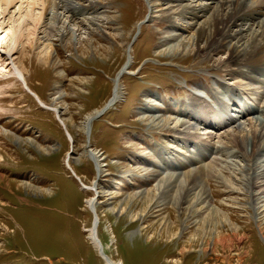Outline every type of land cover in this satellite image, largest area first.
<instances>
[{
  "label": "rangeland",
  "instance_id": "374dc122",
  "mask_svg": "<svg viewBox=\"0 0 264 264\" xmlns=\"http://www.w3.org/2000/svg\"><path fill=\"white\" fill-rule=\"evenodd\" d=\"M112 1L111 4V0H98L96 12L89 11V5L80 0L73 1L80 3L76 12L68 14L71 2L68 12L61 10L62 6L59 9L62 15L68 17L75 13L82 21L99 18L95 24L99 23L103 30L95 35V43L101 47L98 56H78L76 50L70 51L65 43L54 38L53 55L58 61L55 67L48 68L40 65L37 59L40 45L33 50L27 48L24 52L27 56L15 51L16 55L11 59L4 51L7 48L0 46V65L10 67V70L13 68L11 60H16L31 90L45 105L60 113L58 117L55 111L41 107L21 81L8 73L9 78L6 79V74L1 71L0 176L4 179H0V264H107L106 257L116 264H264V229L260 226L264 227V217L260 218L257 208L253 207V198L245 185L250 158L245 157V150L240 149L235 139L236 129H225V122L218 115L204 124L195 125L192 120L191 134H174L169 128L153 127L144 121L145 111L154 110L156 113H149L148 117L158 114L157 117L172 121L170 128L180 129L179 120L184 118L172 113L175 111L173 103L187 100L185 95L192 93L206 97V100L197 99L199 109L204 111L210 101L213 102L209 99L208 103L211 93H217L220 101L227 103L221 108L227 109L228 113L222 114L238 117L244 104L237 108L228 101V97L237 95L239 99L245 85L251 86L241 74L246 68L237 66L234 61L229 62L227 51L213 59L204 58L197 52L168 56V47L177 44L169 39L174 33L190 38L193 33L189 28L177 21L167 24L165 19L150 18L149 14L154 15L148 0ZM81 6L88 8L81 9ZM259 10L260 5L239 16L246 12L258 14L259 24L264 20V14L258 13ZM108 13L111 17L116 14L114 19H108ZM51 16L49 11L47 17ZM140 22L145 24L140 27ZM6 23H10L7 18ZM8 30L1 35V43L11 45ZM166 40L169 44L163 46ZM27 42V39L22 40L19 48L26 47ZM76 45L73 43L74 49H77ZM203 51V54L209 52L208 49ZM133 58L130 72L121 78L122 92L115 105L111 103L117 85L115 80L127 72V64L130 66ZM220 61L228 64L216 69ZM254 64L263 66L264 62ZM172 68L177 71H172ZM226 71L230 72L229 76ZM184 73L195 74L189 76V81L198 77L209 81L204 84L202 79L188 84ZM246 74L250 76V73ZM258 82L252 84L258 85L257 88L252 87L258 102L254 103L252 99L245 102L250 103L253 109L264 111V80L258 79ZM178 94L185 97L180 100ZM151 99L155 106L145 109ZM107 104L108 107L115 106L93 122L99 116L97 112ZM211 108L208 110L210 113ZM245 108L248 112L242 122L251 125V121L256 120L250 115L252 110ZM193 113L191 118L200 114ZM89 117L90 127L86 125ZM206 131L207 134L200 135ZM19 140L25 145H19ZM165 152L170 155H165ZM91 153L100 159L102 172ZM196 156L212 165L217 173V177L207 178L211 203L224 209L229 223L239 229V240L231 235L228 224H221L211 233L214 235L218 231L230 235L234 241L231 251L218 246L216 252L202 254L203 242L210 243V249L214 236L198 239L202 231L205 232L201 230V222L192 224L180 218L178 222V216L170 205L164 206L165 211H162L153 206H132L125 200L151 190L156 185L153 175H181L185 170L177 169L193 163L190 160ZM255 158L263 162L264 151ZM169 169L174 171L169 173ZM239 170L244 172L240 177L236 175L241 173ZM253 182L250 189L264 198V180L255 179ZM22 184L25 186L21 187ZM238 186L244 187L239 189ZM92 198L96 203L95 211L87 204ZM95 212L98 216L95 224L99 223V248L89 235V230L95 226ZM134 214L137 217L132 220ZM199 219L201 217L196 220ZM166 227L172 228L169 231L176 235L168 233ZM230 242L225 245H232ZM190 245L193 247L191 250L183 251Z\"/></svg>",
  "mask_w": 264,
  "mask_h": 264
},
{
  "label": "bare ground",
  "instance_id": "6f19581e",
  "mask_svg": "<svg viewBox=\"0 0 264 264\" xmlns=\"http://www.w3.org/2000/svg\"><path fill=\"white\" fill-rule=\"evenodd\" d=\"M73 1L74 0H0V46H2L3 49L7 48L4 50L6 52L7 57L11 59L12 55L13 56L16 55L15 51L21 52L22 56L23 55L27 56L26 54H24V52L27 51V48L33 50L35 47H38L37 45H40V48H38L40 51L38 52L37 55L39 64L48 68L49 66L55 67L58 59H56V57L53 55L54 38L61 40L62 41L61 43H65V45L68 47L67 49H69L70 51L73 50L74 52V50H76L75 54L78 56L81 55L84 58L89 57L90 55L93 54L98 56L99 49L101 47L95 43V37H96L95 35L98 33L99 34L102 33L103 30V27L98 25L99 23L95 24V21H100L99 18L97 19L96 17V18H92L91 20L82 21L81 19L78 20L79 18L75 13H73V15L70 16L68 15L67 17L59 12L60 6L63 7L61 8V10L67 11L70 2L72 3V5L70 4L72 7H70L71 9H69V12L67 11L68 14H70L72 11L76 12V10L78 9V4L80 5V3H75ZM80 1L89 5V11L90 10H94L95 12L97 11L95 7L98 0H80ZM201 1L202 2H199V0L196 2L194 0H148L150 4L151 13L152 15H154V16H150L149 14L150 18H159L161 20L165 19L167 24L177 21L185 25V28L186 27L189 28L193 33V35L190 38L183 37L179 33H174L169 40L172 41L175 40L177 44L176 45L172 44L173 46L170 45V47H168L167 49L168 56L174 57V56L184 55L185 53L188 52H195V53L197 52L199 54H202L204 58L213 59L219 57L218 55L227 51L228 53L226 52V54L228 55L229 62L234 61L237 66L246 68L245 72H241L243 76H245L244 75L245 73L251 72V77L247 78L246 80L249 82L252 80L253 81L256 80L255 75H258L259 72H263L262 69H264V65L261 66L254 64V63L264 62V60L260 59V58L264 59V20L263 21L261 20L258 24L257 23L258 22L257 19H259L257 17L258 14L255 13L248 14V12H246L245 14H243V16H239V15L259 5H260V10L258 13L263 15L264 0H201ZM112 2L113 1L111 0L110 3L112 4ZM100 3L102 4V2ZM83 7L84 6H81V9L88 8V7L85 8ZM49 11L51 12L52 16L48 18L47 13ZM110 15L111 13H108L106 17L109 16L108 19L109 18L114 19L116 14H114V17H111ZM159 15H161L162 17ZM6 18L10 23H6ZM108 21L111 22V20ZM238 21H242L244 23H238ZM143 23L144 22H140L139 26L141 27ZM95 26L97 27V29H95ZM7 28L9 29L8 31L10 33L9 37L11 40L10 42L11 45H8L6 43L5 44L1 43L3 42L1 35L4 33V31ZM140 32H142V28H140ZM54 33L56 35H53ZM41 35L44 36L40 37ZM24 39H27L28 44L26 47L20 49L19 48L20 43ZM46 41L47 42L49 41V43L47 44ZM75 42L77 44L76 45L77 49L73 48V43ZM166 44H169V41L166 40L165 43H163L162 45L167 46ZM204 49H208L209 52L207 54H203ZM130 56L133 57L131 52H130ZM133 60L134 58L131 59L130 66L129 64H127L126 67V69H128L127 72H124L123 75H121L122 77L119 75L115 80L117 85L114 90V96L111 99V103L113 104L118 102V98L122 92V90L120 89L121 80L124 78L125 74L130 72V68L132 66ZM11 61L13 64L12 66L13 68L9 70L10 67L0 65V74H2L1 71H3V75L8 73L9 75H11L10 77H14L19 82L21 81L20 83L23 86H25L24 87L25 90H27L28 92L32 93L35 96L40 106L48 107L47 105H45V103L40 98V96L35 94L36 92H33L31 90L29 83L27 82L26 75L24 74V71L18 67L16 60L12 59ZM219 64L220 66H217L216 64L215 66L216 69L226 66L228 62L222 61ZM9 75L6 74L4 77L7 79L9 78L8 77ZM0 80H2V78ZM2 90H3V86L2 87L0 86V91ZM209 92L210 90L208 91V93ZM253 95L255 94L251 92L248 93L249 97H252ZM192 96L195 97H191V101L188 104V106L189 108H192V113L197 112L198 114V111L196 110L198 109L199 106V102L197 100L199 98H197L196 95H192ZM211 98H213L216 102H219V100L216 98V94L211 93ZM241 99H243L245 102L248 101L250 98H241ZM230 101L232 100L230 99ZM148 103L154 104L153 101H148ZM236 103H237L236 101L233 102V104ZM108 104L110 105V101ZM108 104L105 108L109 106ZM114 106L108 107L105 111H104L105 108L99 110L97 112L99 116L97 115L98 117L95 118L93 122H96V120L103 117L105 113ZM175 111H173L172 113L178 115V117L184 118V120L181 119L179 120L181 122V124L179 125L180 129L170 128L169 124L172 121L168 119H164L163 117H157L158 114L156 116H154L155 115L154 114L152 117H148V113L145 112L144 121L149 122V124L153 125V127L154 126L157 128L163 127L166 128L167 130L169 128L174 131L173 132L174 134L179 132L185 134H191V132L193 131L191 127L193 125L192 126L190 125L192 123L197 125V124H203L205 122L204 116L201 117L200 115L199 116L197 115L195 119H191L189 111L185 110V108L183 109V112L181 114L175 113ZM58 114H60L59 110L57 116L60 117ZM206 114L207 113H205L204 115ZM252 116H254L253 118L256 121L255 122L251 121V125H248L246 122H242L246 117L238 116L234 118L230 116L231 118L229 117L226 120L225 129L228 128L227 129L228 131L234 128L236 129L235 134L237 135L235 139H237V142H239L240 149L245 150L244 153L246 154L245 157L250 158L246 166V170L249 173L247 177L246 176L244 177L246 182L245 185L246 188L248 189V193L253 198L252 199V203L254 204L253 207L257 208L259 216L261 218L264 217V198H262L258 193L254 192L252 189H250V186L253 187L251 182H253V180L255 179L264 180V163H263L264 161L262 162L258 158H255L256 155L264 151V122H262L264 121L263 120L264 114L263 112L260 111H254L252 113ZM192 120L194 122H192ZM87 121L88 122H86V125L90 127L89 125L92 124L91 117H89ZM190 122L192 123L190 124ZM62 125L66 127L64 123H62ZM183 128L184 130H182ZM166 129L164 131H166ZM203 134H207V131L200 133V135ZM17 143L19 145H25V142H22L20 140L17 141ZM90 155L92 156L93 159H95L96 164H98L99 171L102 172L103 169L102 166L100 165L99 162L100 159L98 158V156H96L93 153H91ZM165 155H170V153H166ZM190 162L193 163H191L187 167H184V169L183 168L180 170L177 169V171L185 170L182 172L181 175H174V174L173 175L168 174L166 176L153 175L152 179L155 180L156 185L151 190L143 191L142 193L137 195L136 194L131 195L132 197H129V200L128 199L125 200L129 202L128 204L131 203L132 206L135 204H141L146 208L153 206L156 207L155 209H160L162 211H165V209L163 208L164 206L170 205L172 206L173 211L178 216V217L176 216L178 222H179L178 218L182 220L184 219V221L186 222L188 221L192 222V224L201 222L203 224L201 230H204L205 232L202 231L201 235L198 236V239L204 238L205 240L209 236L210 237L214 236L213 244L210 249H209L210 243L208 242L206 243V241L203 242L200 250L202 254H206L209 251L214 253L216 252L218 246H222L224 249L228 248L231 251V249H234L232 244L234 241L231 239V237H229L230 235L227 236L226 233H221L218 231L214 235L211 234L214 230H218L220 226H222L221 224H225V225L228 224L231 229V232L230 231L229 232L232 233L231 235H233V237H235L236 239H238V234H239V229L229 223V219H228L229 217H227L225 210L220 209L219 207H216L211 203L212 195L211 192L209 191L210 185H209V180H207V178L209 177L215 178L217 177L216 176L217 173L214 172L212 165L206 164V161L204 160H199V157L197 156L195 158L193 157L190 160ZM163 163L165 164L164 161ZM145 165H148V163ZM182 165H187V164L182 163ZM67 166L70 167L69 162L67 163ZM242 170L239 171L241 172ZM173 171H174L173 169H169L168 172L172 173ZM236 171L237 170H235V172ZM243 173L244 172L236 173V175L239 176L242 175ZM221 175H223V173H221ZM0 179H4V178L0 176ZM235 180L237 179L235 178ZM248 182H250L251 184ZM24 186H25L24 184L21 185V187ZM243 187L244 186H240V187L238 186L239 189H243ZM27 189L29 188L27 187ZM31 190L35 191L32 188ZM87 204L95 211L96 203L94 198L88 200ZM179 213L180 215H178ZM136 217L137 216H135L134 214V216L131 219L134 220ZM200 217L201 219L196 220ZM98 225L99 223L95 224V226L91 228V230H89V235L93 244L99 248V244H101V242L98 237ZM260 226L263 230L264 227L262 225ZM151 229L153 230L154 227H152ZM170 229L172 228L168 227L166 229L168 230L167 231L168 233L170 232L169 231ZM142 232L143 230L141 231V233ZM146 232H150V230ZM171 234L173 236L176 235V233L175 234L171 233ZM193 240L195 239H191L190 241ZM228 240L231 241L230 243L232 245L229 244L225 245L227 244V242H229ZM191 248H193L192 245H190V247L184 248L183 251H187V249L189 251L191 250ZM107 264H116V263L112 262L111 260H108Z\"/></svg>",
  "mask_w": 264,
  "mask_h": 264
},
{
  "label": "water",
  "instance_id": "95a60500",
  "mask_svg": "<svg viewBox=\"0 0 264 264\" xmlns=\"http://www.w3.org/2000/svg\"><path fill=\"white\" fill-rule=\"evenodd\" d=\"M101 252H103V250L101 249ZM107 260H109V259H107Z\"/></svg>",
  "mask_w": 264,
  "mask_h": 264
}]
</instances>
